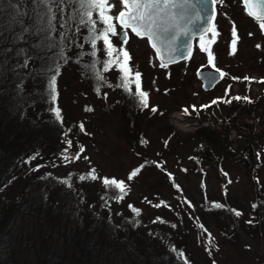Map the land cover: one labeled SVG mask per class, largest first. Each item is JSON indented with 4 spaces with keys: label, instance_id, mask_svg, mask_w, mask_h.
<instances>
[{
    "label": "trees",
    "instance_id": "16d2710c",
    "mask_svg": "<svg viewBox=\"0 0 264 264\" xmlns=\"http://www.w3.org/2000/svg\"><path fill=\"white\" fill-rule=\"evenodd\" d=\"M35 12L28 19L22 18L19 25L9 27L3 35L9 39L19 32L25 37L19 47L11 55L7 51L10 44L5 43L7 50L0 49V54H4V59L0 56V244L5 250V255L0 253V264H198L197 255L193 256L184 241L192 233L199 236L201 227L206 233L207 222H212L223 241L228 239L236 244L235 221L264 247V175L260 176L264 172V133H255V127L244 121L239 123L241 115L252 120L261 116L264 87L261 96L255 99L239 95L242 99L236 101L229 92L214 99L216 103L207 105V109L215 107L217 111L211 114L206 111L208 124L200 125L187 139L178 141L171 125L160 127L157 135L160 134L161 144L155 147L158 155L149 153L142 160L147 162L146 172L150 168L158 169L161 176L155 183L138 187L134 193L129 181L124 182L118 175L121 170L104 176L90 160L91 171L80 169L78 155L71 157L69 151L82 153L85 147L71 144L70 150L67 148L69 144H65L67 141L62 136L65 117L58 121L53 111L51 114L44 108L36 109L41 100L35 92L30 93L24 82L32 78L50 79L59 72L58 59L63 57L68 58L67 74L72 73L80 83L92 82V88L99 89L100 99L113 100L116 92L108 91L109 86L103 82L100 85L96 79L97 73L104 72L100 41L95 49L92 46L84 49L83 35L73 32L69 44L57 45L50 32L45 33L48 28L38 21ZM25 45L29 54L24 58L20 48ZM23 62L35 66L26 77L16 78ZM103 76L106 78V73ZM124 96L130 99V106L123 105V96L114 98L120 101L117 103L122 127L119 136L127 145L139 148L147 140L146 130L152 128L148 124L159 115L139 105L138 97ZM50 102L52 109L58 108L57 97L55 102L50 98ZM141 116L146 118L144 122L138 121ZM192 117L200 116L193 113ZM240 125L249 127V134L241 135L242 140L233 147L228 140L230 130L235 128L240 132ZM74 126L77 129L76 123ZM136 153L140 156V152ZM169 161L178 162L172 163L180 164L188 175L200 176V182L204 175L209 177L204 168L207 167L213 175L222 178V183L217 191L213 187L209 193L202 181L197 184L199 191L190 195L173 174H168V170L166 173V169L161 171ZM221 164L247 174L243 191L235 190L234 181L225 182L218 172ZM92 175L97 178L93 180ZM104 180L123 182L125 191L121 193L115 185H105ZM217 203L223 207L215 208ZM237 211L240 216L235 215ZM211 233L207 231L205 236L217 252L220 243L215 244ZM176 240L179 245L175 244ZM242 245L250 253L249 244Z\"/></svg>",
    "mask_w": 264,
    "mask_h": 264
},
{
    "label": "rangeland",
    "instance_id": "374dc122",
    "mask_svg": "<svg viewBox=\"0 0 264 264\" xmlns=\"http://www.w3.org/2000/svg\"><path fill=\"white\" fill-rule=\"evenodd\" d=\"M217 3L219 7L217 8V15L213 25L215 36L211 30L208 36L204 38L205 50L201 49V41L199 40L195 45V50L190 59L179 61L169 66L162 67L158 64L153 51L149 48L145 39H137L129 36L128 43L124 44L118 40L117 36L109 33L108 39L113 42L111 49L112 56H108L110 49L103 45L102 37L98 39L97 44L100 41L102 47L100 49V54L102 55L101 64H104V66L107 64L109 69L106 73L107 77L105 81H99V83L103 82L109 86L107 87L108 91L116 92V96L112 95L113 100L105 101V98L100 99L99 91L96 88H92V82H89V84H86V82L80 83L78 78L72 73L70 75L67 74L68 66L65 67V65L68 58L63 57L58 59L61 68L58 74L56 73L55 75L57 81V109L60 110L61 119L65 117L66 120L64 122L65 133L62 136L67 141L65 144H68V141L71 140L72 144L76 146L84 145L85 151L82 153L77 152L75 149L70 150V145H67V148L70 150L69 156L76 158L78 155V167L80 169H88L91 171L90 160L98 166L104 176L112 175L113 172L118 173L117 171L121 170L118 175L122 176L124 182L129 181L135 193L138 187H146L148 182L155 183L161 176L158 169L155 171L150 168L146 172L148 165L147 162L142 160L143 156H150L149 153L155 156L158 155L155 147L158 148L161 144L159 140L160 134L157 135L160 127L164 128L167 124L171 125L178 135L177 140L181 141L187 139V136H190L200 125L208 124V116H204L207 115L205 114L206 111L209 114L217 111L215 107L207 109V105L213 103L214 99L223 98L227 92L230 95L238 94L254 99L261 96L264 87V29L260 27L262 21H253L244 15L239 0H224L223 3L217 0ZM48 6V4L38 3L37 0H0V49L5 51L7 50L5 43L10 44L7 51L11 55L15 51L14 49L19 47L20 41L23 42L25 40V37L19 35V32L14 35L15 37L11 35L9 39H4L3 35L9 27L19 25L22 18L28 19L33 10L36 11L35 15L38 16V21L41 24H45L44 26L48 28V31L45 33L49 34L50 32L51 37L57 45L63 47L70 43L71 35L74 32L76 34L80 33L81 37L83 35L84 40L81 46L86 49V47L91 46V42L88 39L90 35L88 29L95 24L100 32H103V29L107 27L100 19L101 12L97 13L95 6H89L87 3L81 6L80 0H63L62 3L53 5V12L56 19L53 21L54 27H50L47 19L49 15L47 11ZM120 9L121 4L119 0H108V3L104 5L103 14L114 16ZM88 12L92 13L90 19L86 15ZM110 23L117 32L120 31L115 26L114 19ZM233 28L237 30L235 47L232 45L233 37L231 33ZM34 31L36 33V29ZM27 47L28 45H25L20 48L25 53L23 55L20 52L23 57L29 54ZM120 48L129 52L127 67L131 70V75H127L123 71L124 57L119 51ZM209 51H211L213 56L212 63H209ZM1 55L3 56L2 59H4V54L1 53ZM12 56L14 57V54ZM9 63L10 61H8ZM34 66V64L30 66L27 62H23L22 66L19 65V75L16 73L15 77H26L32 69L31 67ZM48 67L51 68L52 65ZM212 67H217L223 73L225 72V78L212 89L203 90L200 79L196 77L195 70L198 68L204 69ZM90 72L95 73V71ZM136 72L141 74L140 80L138 81L141 90L148 93L149 106L146 110L154 107L157 109L155 111L157 113L156 115H159L155 122L152 121L154 124L150 125L152 122L148 124V127L152 128L149 131L146 130L145 136L147 140L139 148L127 145L124 139L120 138L119 133H122V127L117 117V105L120 101L114 99L115 97L119 98L123 96L125 101L122 103L127 106H130V99L124 95L130 94L141 99L135 94L137 83L135 78ZM97 74L103 76L105 72H99ZM125 79L129 82L127 89L118 86ZM24 83L29 86L28 90L30 93L31 91L33 93L35 92L36 97H39L41 100L39 106H36V109L41 110L44 108L45 111L49 110L51 113V96L49 95L50 90L48 89L49 79L46 77H42L41 79L32 78L26 80ZM139 105L141 104L139 103ZM89 108L91 111L88 110ZM193 113H198L200 117L203 116L201 122L199 121L200 117H192ZM259 113L261 116L255 120L246 119L241 115L239 117V123L244 121L252 127H255V133H264V108ZM145 120L146 118L144 116L138 118L140 122H144ZM75 123L77 124V129H75ZM71 128H73V131L70 130ZM239 128L240 132L235 128L230 130L228 140L232 142L231 145L233 147L242 140L241 135L249 134V127L245 128L243 125H240ZM136 152H140V156ZM157 158L160 159L159 156ZM172 162L178 163L176 161ZM172 162L169 161L166 166L163 165L161 171L165 172L164 169H166V173L168 170V174H173L176 181L190 195H193V192L199 191L197 184L202 183V181L204 183L203 188L209 193H212L211 188L213 187L217 191V187L222 183V178L213 175L212 171L207 167L204 168L209 174V177L204 175L200 182V176L194 177L188 175L180 164L174 166ZM221 165L222 167H219L220 170H217L221 177L225 178V182L234 181L237 183L235 190L238 192L243 191V183L247 182V174L243 171L234 170L229 165ZM133 171L138 172L140 177L144 174L142 176L143 178L137 177L136 174L131 180L127 179ZM263 175L264 172H261V178H263ZM153 185L155 188H159L157 184ZM229 187L230 189L232 188L231 185ZM197 195L199 196V194ZM192 198L195 200L197 197L194 195ZM173 204H176V202L174 201ZM234 223L237 245L228 239L223 241L222 238L224 237L218 233L212 225V222H207L209 227L207 231L210 233L211 231L214 232L218 237L211 233L214 236L215 244L220 243L217 252H215V247L207 240L205 236L207 231L205 233L203 227L200 228L199 236H197V233L196 236L192 233L193 236L188 237L184 241L187 244L186 247L191 249L193 256L197 255L195 258L198 264H214L213 262L215 264L216 262L217 264H263V243L257 242L254 238L247 235L235 221ZM236 226L241 231L237 230ZM178 234L179 232L176 233V235ZM180 242L183 243V238ZM243 242L249 244L251 254L245 250L242 245ZM175 244L179 245V243L177 244V240ZM161 246L164 247L163 244ZM2 248L0 244V253L5 255V250H2ZM9 252L7 251V253ZM250 255L253 257H250Z\"/></svg>",
    "mask_w": 264,
    "mask_h": 264
},
{
    "label": "snow or ice",
    "instance_id": "6c2138e0",
    "mask_svg": "<svg viewBox=\"0 0 264 264\" xmlns=\"http://www.w3.org/2000/svg\"><path fill=\"white\" fill-rule=\"evenodd\" d=\"M38 3H44L48 4V23L50 27H54L53 21L56 19L55 14L53 12V5L62 3L63 0H37ZM81 6H83L84 3H87L89 6H99L101 8V16L103 17V23L107 25L103 29V32H100L99 28L97 26H94L88 29V32L90 35L88 36V39L91 42V46L93 49L97 47V40L102 37L103 45L106 46L110 51H108V56H112V47L113 42H111L108 39V34L111 33L113 36H120L122 35L124 37L123 43H128V32H117V30L112 26L110 21L113 19L111 16H104L103 15V7L105 4L108 3V0H80ZM211 3L215 4L217 3V0H210ZM220 3H223L224 0H219ZM245 4H251L253 3V0H244ZM122 7L127 8V11H120L118 15L115 16V19L119 21V24L124 29H131L133 33H135L137 36L143 35L147 36L148 41L151 43L152 47L157 50V53L161 55V66H166L167 61L164 59L165 56L169 52L172 51H180V49L177 47L175 49L172 48V45L176 43L177 39L183 36H187L188 39H185L182 41L184 45V51L181 53L182 56L185 58L188 55H191V46L189 44V40L192 38L191 34L188 32L187 28H181L179 25V20H184L187 17H190L191 12L190 10L193 8V5L191 3V0H121ZM177 10L179 13V18L177 19ZM252 14V13H250ZM86 15L89 17V19L92 17V13L88 12ZM198 18V17H197ZM215 18L214 16L212 17ZM261 19L262 23L260 27L264 29V15H261L259 17ZM189 23H191V19H189ZM174 29V31H173ZM209 31L208 28L201 29L200 31V41H201V49H204V33ZM213 35L215 36V29H212ZM233 40L232 45L235 47L236 45V35L237 30L236 28L232 29L231 33ZM120 53L124 57V67L123 71L127 75H131V70L127 67L128 59H129V52L126 51L123 48H120ZM93 56L96 55V52L92 53ZM209 56V63L213 62V56L211 51L208 53ZM109 71L107 64L104 66V72L107 73ZM58 74V72H57ZM221 76H224L225 73L220 72ZM141 74L139 72L135 73V78L137 80L136 87H135V94L139 96L141 99L139 103L144 107L148 108V93L146 91L141 90V86L138 83L140 80ZM96 79L98 81H105V77L101 76L99 74L96 75ZM128 80H124L122 84L118 85L120 87H123L125 89L128 88ZM49 95L51 96V100L55 102L56 100V91H57V81L56 76L53 75L49 79L48 84ZM99 90V89H97ZM232 99L236 101H240L242 99L241 96L235 95L232 97ZM247 99V98H244ZM229 103L231 101H228ZM248 102H251L250 100ZM213 103H216V101H213ZM91 111V109H88ZM52 111L55 114L56 120L61 119V113L59 109H52ZM151 111L155 112L157 111L156 108H152ZM83 128V126H81ZM68 144L71 145L72 141L69 140ZM82 152L83 149H80ZM79 158V157H77ZM94 171V170H93ZM136 171H133L132 174L128 177L129 180H131L133 177L136 176ZM97 177L95 175H92V179L95 180ZM81 180L84 179V177H80ZM105 185H115L116 188L120 190L121 193L125 191V185L123 182H117L116 180H104ZM223 205L217 203L215 204V208L221 209ZM256 205H253V208H255ZM236 216H240L241 213L237 211L235 213ZM251 223V221H249ZM175 227V225H173ZM183 255V253H181Z\"/></svg>",
    "mask_w": 264,
    "mask_h": 264
},
{
    "label": "water",
    "instance_id": "95a60500",
    "mask_svg": "<svg viewBox=\"0 0 264 264\" xmlns=\"http://www.w3.org/2000/svg\"><path fill=\"white\" fill-rule=\"evenodd\" d=\"M240 1L244 7L245 13L248 16H250L251 18H253L255 20H261V19H259V17L261 15H264V0H253V3H251V4H245L244 0H240ZM191 3L193 5V8L190 10V12H191L190 17H187L184 20H179V25L181 28L186 27L188 32L191 34L192 38L189 40V44L191 46V53H192L194 39L199 38L201 29L208 28L210 31V29L212 27L213 20H214L212 17L213 16L215 17L216 11H215V4L211 3L210 0H191ZM127 10L128 9L125 8L123 11H127ZM250 13H252V14H250ZM178 18H179V13L177 10V19ZM189 19H191V23H189ZM117 23L121 28H123L119 24V21H117ZM127 30H129L133 35L137 36L135 33H133L131 31L130 28ZM173 31H174V29H173ZM209 31L205 32L204 36ZM122 32H124V31H122ZM137 37L145 38L147 40L149 47L154 52V56H155L157 62L159 63V65H161V55L159 53H157V50L155 48L152 47L151 43L148 41L147 36L140 35ZM118 38L121 41H123V39H124V37L122 35H120ZM185 39H188V37L187 36L180 37L179 39H177L176 43L172 45L173 49L178 47L180 49V51L169 52L167 54V56L164 57V59L167 61L166 66L174 64V63L179 62L181 60H184L190 56V55H188L185 58L181 54L184 51V45H183L182 41ZM196 76H197V78H199L201 80V83H202L201 86H202L203 90L212 89L214 87V85L216 83H218L222 78L219 71L213 70V69H208V68L198 70L196 73ZM236 227H237V230L241 231L238 226H236Z\"/></svg>",
    "mask_w": 264,
    "mask_h": 264
},
{
    "label": "flooded vegetation",
    "instance_id": "af4514ba",
    "mask_svg": "<svg viewBox=\"0 0 264 264\" xmlns=\"http://www.w3.org/2000/svg\"><path fill=\"white\" fill-rule=\"evenodd\" d=\"M119 2H120V0H119ZM105 7H106V6H105ZM122 9H123V7L121 6V9H120V10H118V12H119V11H121ZM118 12H117V13H118ZM117 13H115V15H114V16H111V17H113V19H114V20H116V19H115V16H116V14H117ZM103 15H104V16H108V14H107V15H106V14H103ZM100 18H102V19H103V17H100Z\"/></svg>",
    "mask_w": 264,
    "mask_h": 264
}]
</instances>
